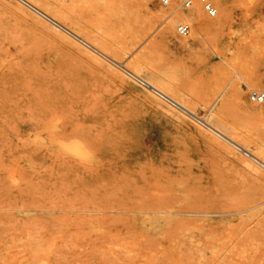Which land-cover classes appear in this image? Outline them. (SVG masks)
Instances as JSON below:
<instances>
[{"label":"rangeland","instance_id":"374dc122","mask_svg":"<svg viewBox=\"0 0 264 264\" xmlns=\"http://www.w3.org/2000/svg\"><path fill=\"white\" fill-rule=\"evenodd\" d=\"M33 1L85 41L0 0V264H264V169L204 123L218 111L264 154V0H222L185 46L158 0Z\"/></svg>","mask_w":264,"mask_h":264},{"label":"bare ground","instance_id":"6f19581e","mask_svg":"<svg viewBox=\"0 0 264 264\" xmlns=\"http://www.w3.org/2000/svg\"><path fill=\"white\" fill-rule=\"evenodd\" d=\"M19 1L22 4H24L26 7H28L29 9L33 10L41 18H43L44 20H47L51 24L52 28H54V30H56V32H58L59 34H61L65 38H69V39H71V38L73 39L74 38L75 40L85 41L83 38H81V36H79L77 31H75L74 29L68 28L65 25H63L55 16L50 15L47 12V10L41 9L33 0H19ZM214 1H215V5H216L215 6L216 12L218 11V12H220V14L222 12H224L225 7L223 5L222 0H214ZM160 5H162V4H160ZM58 6H60V5H58ZM161 7H163V8H161ZM161 7L154 8L151 11L149 10L151 16H153V19L155 21L158 19V22H159V20H160L158 28L161 31V35L164 36V37H169V36L176 37L178 39V41H179L178 43L181 46L187 45L188 38L185 37V36H182V35L181 36H177V35L175 36L174 35L173 26H174L175 23L178 22L179 24H188L189 26L191 25L193 27V29H191V27H190V31H189L188 34H190V32H192L191 33V37L193 39H196V38H199V37L201 39H204L205 36L208 34V32L210 30H212L213 28H216L221 23V21L218 18L217 19H211V20L207 19L205 17V15H204V11H203L201 5L197 1H193L192 4L188 8H182L181 5L176 0H170V3L168 5H166V6L162 5ZM90 53L95 58L98 57V59L101 58L100 60H106V62L107 61L110 62L109 59H111V58L108 55H106L107 58H104L102 56L103 51L99 50L98 48H96L94 46H93L92 50L90 51ZM126 66H127L126 64H121V68H123V70L126 72L125 74H128L130 77L134 78L135 80L136 79H138V81L140 80L143 83V85L146 87V91L148 92V94L158 96L160 98V101L164 100L163 102L167 103L170 107L173 106V107H175L177 109H181V111L185 115H187L188 117L193 118V119L195 118L194 117V116H196L195 113L193 111H191V109H189V107H187L184 103H182L181 101L176 100L175 97L173 96V94L169 91V89H167L165 87V85L163 86L162 84H158L157 82L152 81L148 77H146V78L143 77L142 78L141 77L142 72H141V70L138 67H133V68H131V70H129ZM249 89H251V88H249ZM253 91L254 90H252L251 92H253ZM221 93L222 92L220 90V93H218V96L216 97L214 103L219 99V97L221 96ZM242 98L243 97H241L239 95V101L243 100L242 102H244V99H242ZM249 101H250V99H249ZM245 102L248 103V101H246V100H245ZM250 103L253 106L252 109L254 110V111L252 110L251 113L254 112V114L258 117L259 120L264 121V105L263 104L254 103V102H251V101H250ZM166 109H167V107H166ZM218 109H220V108H218ZM250 110H251V108H250ZM168 111H171V109L168 110ZM171 113H173V112H171ZM256 116H255V118H257ZM253 117H254V115H253ZM204 123H206V125H207L206 128L208 130H210L211 132H213L216 136L221 138L222 141L226 142L227 144H229V145H231L233 147H236L235 145H238L239 147H237V149L239 151H241V153H242V154L240 153L241 156L245 157V156L251 155L253 157L252 160L257 164V166L259 165L260 169H261V167L264 169V154L262 153L263 151L260 152L258 150V148L252 149L245 142H241L240 140L239 141H240L241 144H238L237 143L238 141L236 142V140H237V138L235 136L236 134H234V132L230 131V129L227 127V125L225 124L223 119L220 117L218 111L215 110L213 115H212V118H209L208 121L204 120ZM215 140H216V138H215ZM244 140H245V138H244ZM252 145H254V144H252ZM246 162H247V160H246ZM247 164L250 165L251 163L247 162ZM257 169H259V168L257 167ZM251 209L252 208L245 209V210H239L237 212L235 211V212L211 213V214L212 215H218V216L219 215L225 216V215H232V214H236V213H241V212H244L246 210L247 211H249V210L251 211Z\"/></svg>","mask_w":264,"mask_h":264},{"label":"built area","instance_id":"2783aa9c","mask_svg":"<svg viewBox=\"0 0 264 264\" xmlns=\"http://www.w3.org/2000/svg\"><path fill=\"white\" fill-rule=\"evenodd\" d=\"M160 4L166 6L170 3V0H158ZM182 8H188L193 1H197L203 11L209 16L214 17L216 15V9L210 0H176ZM178 34L182 36L188 35L190 31V26L188 24H179L176 28ZM249 99L251 102L263 104L264 105V91H253L249 94Z\"/></svg>","mask_w":264,"mask_h":264}]
</instances>
